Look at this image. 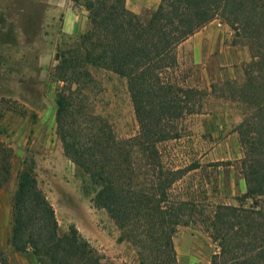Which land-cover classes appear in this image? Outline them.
Returning <instances> with one entry per match:
<instances>
[{
  "label": "trees",
  "instance_id": "16d2710c",
  "mask_svg": "<svg viewBox=\"0 0 264 264\" xmlns=\"http://www.w3.org/2000/svg\"><path fill=\"white\" fill-rule=\"evenodd\" d=\"M72 1L83 3L88 28L73 48L57 55L56 79L63 84L57 136L66 157L96 186L95 205L108 213L121 240L138 250L140 264H178L174 237L193 222H203L219 248L211 264H264V0H160L148 16L130 11L128 0ZM216 20L251 52L243 83L230 81L225 90L242 112L236 130L247 191L240 206L218 205L206 215L198 204L173 198L187 171L165 167L160 147L180 137L179 123L205 96L175 79L178 49ZM90 68L126 81L136 136L119 139L109 121L89 109L87 92L96 85ZM11 174V153L0 144V191ZM18 181L12 202L16 251L31 252L38 264H102L76 229L61 234L33 166L24 167Z\"/></svg>",
  "mask_w": 264,
  "mask_h": 264
},
{
  "label": "rangeland",
  "instance_id": "374dc122",
  "mask_svg": "<svg viewBox=\"0 0 264 264\" xmlns=\"http://www.w3.org/2000/svg\"><path fill=\"white\" fill-rule=\"evenodd\" d=\"M139 2L128 0V9ZM49 6L50 0H0V144L10 151L12 165L10 181L0 191V210L7 209L0 215V264H38L31 252L20 253L11 243L18 175L30 165L56 211L61 234L76 229L102 264H140L138 250L121 240L108 213L95 205L91 178L66 157L58 139L56 101L63 84L56 79L57 55L87 31L88 12L81 1H61L50 8L54 13ZM151 12L144 8L138 15ZM71 14L78 27L65 32ZM178 59L175 79L205 96L179 123L180 137L160 147L165 167L187 171L172 196L198 204L206 215L218 205L238 207L247 191L236 130L242 112L225 90L230 81L243 83L244 66L252 60L249 46L216 20L179 47ZM90 72L96 85L87 92L89 109L106 118L119 139L136 136L139 126L126 81L105 69ZM174 245L178 264H211L219 253L203 222L179 227Z\"/></svg>",
  "mask_w": 264,
  "mask_h": 264
},
{
  "label": "crops",
  "instance_id": "0c3cea01",
  "mask_svg": "<svg viewBox=\"0 0 264 264\" xmlns=\"http://www.w3.org/2000/svg\"><path fill=\"white\" fill-rule=\"evenodd\" d=\"M51 1V6H49V10H51L50 8H56V5L59 4L61 1H66V0H50ZM140 1L139 4L134 7V9H132V12H134L135 14L140 13V11L144 8H148V9H152V10H157V8L160 5V0H138ZM52 11V10H51ZM49 11V12H51ZM54 13V11H52ZM71 17V19L68 22V29L66 28L65 32H74L75 29L78 27L77 25V19L75 18L76 16L73 14L69 15ZM74 17V19H73ZM67 26V25H66ZM5 206V205H4ZM9 208V207H8ZM10 209H8V212ZM7 215V209H1L0 210V215Z\"/></svg>",
  "mask_w": 264,
  "mask_h": 264
}]
</instances>
